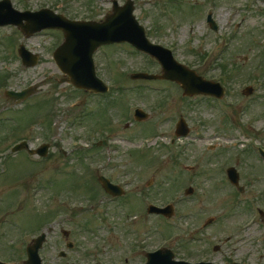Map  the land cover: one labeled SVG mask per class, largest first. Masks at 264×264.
Returning a JSON list of instances; mask_svg holds the SVG:
<instances>
[{
	"label": "rangeland",
	"instance_id": "374dc122",
	"mask_svg": "<svg viewBox=\"0 0 264 264\" xmlns=\"http://www.w3.org/2000/svg\"><path fill=\"white\" fill-rule=\"evenodd\" d=\"M12 1L20 11L51 8L71 19L101 22L112 11L114 0ZM116 1L120 7L127 2ZM133 1L134 15L150 40L171 49L180 63L190 68L199 66L196 69L207 73V79L216 80L223 75L220 65L232 71L238 67L233 73L235 80L229 84V96L221 102L198 99L188 103L181 88L168 82L151 85L165 93H149L146 83L130 77L135 72L157 73L158 68L148 56L121 45L101 50L95 61L100 77L104 75L105 82L115 90L113 106L99 107L101 99L63 83L64 76L52 58L63 41L61 32L44 31L25 39L14 27L0 29V120L1 112H5V118H12L0 125V136L10 131L7 126L17 128L10 144L0 145V257L24 264L27 244L54 223L56 232L48 236L41 254L46 264H143V247L148 252L156 251L164 241H168L166 248L197 262L221 264L251 257L248 264H264V217L260 214L264 215V161L258 154L241 152L260 145L243 139L247 136L238 132L221 131L226 124L219 118L228 102L234 110L250 109L257 115L253 124L264 143V83L258 87L252 80H264V0ZM209 13L217 32L207 23ZM22 44L39 55L34 68L23 66L18 54ZM248 86L255 88L249 97L244 95ZM29 88L34 89L33 94L24 102L7 96V91ZM128 107L131 116L120 123V115H126ZM137 107L147 110L150 118L135 126L132 112ZM183 108L196 130L172 145ZM86 112L87 119L81 121L79 116ZM111 119H119V127L103 129ZM200 125L205 126V135L199 132ZM220 133L221 139L215 138ZM102 139L108 140L107 145L96 150L94 143ZM22 140L32 149L50 144L49 156L30 157L23 151L5 157ZM146 140L149 146L139 149ZM218 142L227 148L228 160L211 156L219 148L212 150L210 145ZM108 147L115 149L113 158H119L110 164L103 161L101 170L94 171L97 162L106 157ZM200 156L203 158L197 162ZM138 166L142 169H136L133 181L128 175ZM233 166L241 175L243 195L227 179L226 169ZM189 167L195 168V173H189ZM101 174L131 182L129 191L132 189L140 199L135 198L136 204L131 205L132 215L125 207L108 204L105 208L100 204L103 194L97 177ZM161 183L165 186L159 189ZM137 185L148 193L142 194L146 201L136 191ZM191 186L194 194L187 197L185 191ZM171 201L176 203L177 213L172 220L147 213L149 204L164 206ZM92 204L95 207H88ZM209 218H215L216 223L204 228ZM62 229L73 231L70 241L76 248L72 252L66 247ZM61 251L68 252L66 260L59 257Z\"/></svg>",
	"mask_w": 264,
	"mask_h": 264
},
{
	"label": "water",
	"instance_id": "95a60500",
	"mask_svg": "<svg viewBox=\"0 0 264 264\" xmlns=\"http://www.w3.org/2000/svg\"><path fill=\"white\" fill-rule=\"evenodd\" d=\"M134 2L129 0L125 6L120 7L116 0L113 1V12L108 13L103 22H80L68 20L63 15H57L53 11L44 9L39 12H20L13 8L10 0L0 1V26L14 25L21 29L26 37H31L44 29H58L63 31L64 43L54 53V59L58 67L70 76V82L79 89H89L91 92L104 93L107 87L96 77L93 60L94 53L103 45L128 42L139 50L155 57L163 67V76H151L139 74L136 77L146 79L164 78L176 81L183 87L185 95L194 96L199 94L212 95L217 98L224 96V89L219 83L204 80L196 72L177 63L170 50L159 45H154L145 36L144 28L139 25L133 12ZM209 22L213 30H217L215 22L209 16ZM20 56L26 67H34L38 63V56L27 51L24 46L20 48ZM251 92V90H250ZM32 93L27 90L21 93L9 92L12 99L22 100ZM147 116L139 113L138 120L146 119ZM189 129L184 120L178 124L177 135L187 136ZM48 145L39 150H30V154L46 156ZM29 149L26 142L16 146L13 152ZM231 182L238 186L239 175L234 168L228 170ZM104 187L116 193L117 187H112L107 180L101 178ZM241 189V188H240ZM193 190H189L192 193ZM168 217L173 215V209L156 210ZM46 235L43 234L33 241L28 247V261L25 264H42L39 250L45 242ZM173 255L170 251H159L149 255L148 264H179L172 261ZM1 264V263H0Z\"/></svg>",
	"mask_w": 264,
	"mask_h": 264
},
{
	"label": "trees",
	"instance_id": "16d2710c",
	"mask_svg": "<svg viewBox=\"0 0 264 264\" xmlns=\"http://www.w3.org/2000/svg\"><path fill=\"white\" fill-rule=\"evenodd\" d=\"M225 84H228L229 83V81H228V79H225V82H224Z\"/></svg>",
	"mask_w": 264,
	"mask_h": 264
}]
</instances>
